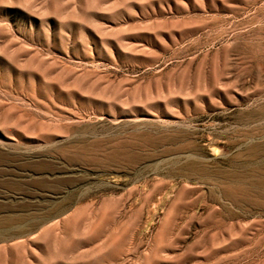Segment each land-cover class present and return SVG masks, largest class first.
<instances>
[{"label":"rangeland","instance_id":"374dc122","mask_svg":"<svg viewBox=\"0 0 264 264\" xmlns=\"http://www.w3.org/2000/svg\"><path fill=\"white\" fill-rule=\"evenodd\" d=\"M0 218V264H264V0H0Z\"/></svg>","mask_w":264,"mask_h":264},{"label":"bare ground","instance_id":"6f19581e","mask_svg":"<svg viewBox=\"0 0 264 264\" xmlns=\"http://www.w3.org/2000/svg\"><path fill=\"white\" fill-rule=\"evenodd\" d=\"M116 154V151L111 153V157H114ZM231 173V172H230ZM234 178V177H233ZM235 185V184H234ZM250 186V185H249ZM235 188V192L237 193H241L243 195L246 194V190L243 188V187H240V186H234ZM232 191V190H231ZM237 193V194H238ZM240 195V194H239ZM10 222V219H5V218H0V224H6V223H9ZM2 238V235L0 236V239Z\"/></svg>","mask_w":264,"mask_h":264}]
</instances>
